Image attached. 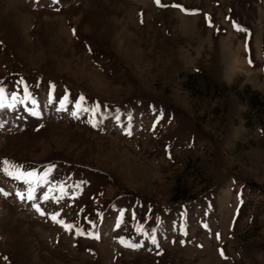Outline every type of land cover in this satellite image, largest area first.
Masks as SVG:
<instances>
[{"label":"rangeland","instance_id":"1","mask_svg":"<svg viewBox=\"0 0 264 264\" xmlns=\"http://www.w3.org/2000/svg\"><path fill=\"white\" fill-rule=\"evenodd\" d=\"M0 88V264H264V0H0Z\"/></svg>","mask_w":264,"mask_h":264},{"label":"snow or ice","instance_id":"2","mask_svg":"<svg viewBox=\"0 0 264 264\" xmlns=\"http://www.w3.org/2000/svg\"><path fill=\"white\" fill-rule=\"evenodd\" d=\"M156 3L159 4V3H160V0H156ZM173 6H174V7L181 8V10H183V8H182L180 5H173ZM233 26L237 28V31H245V29H243L242 27L236 25L235 23H234ZM247 50H248V44H247V41H245V51H247ZM248 63L251 64V63H252V60L249 59V60H248ZM12 95H13V98H15V94L13 93ZM80 99H83V97H81ZM6 106H9V105H5V103H4V89H3V88H0V108L6 107ZM32 114H33V115H36L35 112H33ZM2 163H3V164H7L8 162H7V161H4V162H2ZM12 167H13V168H17L18 166L13 165ZM5 172H6V174H11V172H9L8 169H5ZM25 175H27L28 177H31V176L34 175V173H33V172H27V173H25ZM44 175H47V172H45ZM27 182L30 183V181H27ZM32 198H33V197H32V195H31V189H30V191H29V195H28V199H32ZM44 199H47V196H45ZM33 207L36 208V210H37L38 212L41 211V209L39 208L38 205H35V204H34ZM41 214H43V213H41ZM51 218H52L53 220H56V216H55V215H53ZM57 222H59V223H61V224L63 225V221H57ZM65 227H66V228H70L71 225H65ZM80 234H83V233H80ZM217 238L219 239V234H217ZM152 242H153V243L156 242L154 237H153ZM128 246H130V247H139V245H128ZM221 255H223V252H221Z\"/></svg>","mask_w":264,"mask_h":264}]
</instances>
